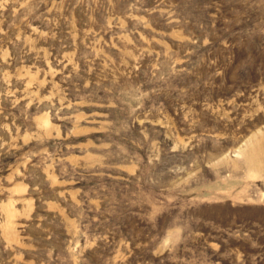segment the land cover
I'll use <instances>...</instances> for the list:
<instances>
[{
	"label": "rangeland",
	"instance_id": "rangeland-1",
	"mask_svg": "<svg viewBox=\"0 0 264 264\" xmlns=\"http://www.w3.org/2000/svg\"><path fill=\"white\" fill-rule=\"evenodd\" d=\"M0 264H264V0H0Z\"/></svg>",
	"mask_w": 264,
	"mask_h": 264
}]
</instances>
